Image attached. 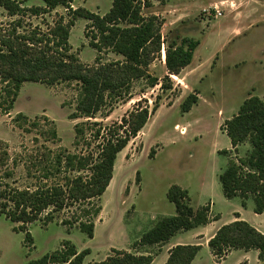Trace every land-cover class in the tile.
I'll use <instances>...</instances> for the list:
<instances>
[{
    "label": "rangeland",
    "instance_id": "obj_1",
    "mask_svg": "<svg viewBox=\"0 0 264 264\" xmlns=\"http://www.w3.org/2000/svg\"><path fill=\"white\" fill-rule=\"evenodd\" d=\"M112 1L74 0L70 8L103 16L110 10ZM137 1L144 17L157 19L160 51L149 56L148 66L142 69L156 78L158 84L151 87L146 77L134 79V70L115 67L111 70L114 79L130 80L131 87L126 96L101 110L91 121L110 127L120 124L123 117L128 118L137 108H147L150 113L156 105V111L149 116L142 133L117 155L112 180L102 197L94 201L101 211L94 220L93 238L88 239L77 227L69 230L61 225L73 214L82 216L84 209H88L86 204L59 212L46 226L40 222L27 225L32 240L30 247L25 242V233L18 230L20 224L0 217V264H31L60 250L66 241L78 252L89 250L82 264L116 257L114 251L153 259L161 244L141 246L137 242L159 219L175 215L174 205L167 200L172 186L185 188L188 204L198 209L205 204L201 199H209L204 196L206 188L203 195L198 191L201 181L206 183L212 196L211 210L221 218L219 224L230 217L228 205L239 202L240 198L225 200L222 195L218 174L228 158L218 152L230 148V141L222 131L226 119L235 116L247 98L264 99V0ZM41 6L39 0L22 5L25 9ZM214 7L221 16L214 17ZM69 17L62 7L36 16L26 10L14 17L0 8V31L15 29L22 35L30 31L48 35L60 18L66 23ZM87 23L79 18L71 27L69 53L83 68L92 69L99 67L95 62L98 54L88 46ZM234 36L239 37L233 39ZM183 37L199 41L193 63L178 77L168 76L166 46ZM99 57V64L122 60L110 52H102ZM167 76L169 80H165ZM78 91L76 82L53 86L23 83L11 113L0 112V152L8 154L0 176L4 171L11 172L12 178L7 182L15 181L17 187L32 189L39 185L41 176L39 168L32 164L40 161L45 164L42 155L86 153L82 143L78 147L73 145L74 125L86 120L69 119ZM189 94L196 95L198 101L189 112L183 113L180 105ZM18 113L27 120H15ZM44 117L53 122L57 139H46L45 132L51 125ZM248 149V143L239 146L236 158H242ZM62 177L60 174L49 183H62ZM246 204L253 206L252 197L247 198ZM260 219L264 230V216ZM199 257L203 264H214L208 247L203 248ZM152 264H160V258ZM248 264L260 263L250 255Z\"/></svg>",
    "mask_w": 264,
    "mask_h": 264
},
{
    "label": "trees",
    "instance_id": "obj_2",
    "mask_svg": "<svg viewBox=\"0 0 264 264\" xmlns=\"http://www.w3.org/2000/svg\"><path fill=\"white\" fill-rule=\"evenodd\" d=\"M33 0H0L2 8L9 17L18 16L29 10L33 15L46 14L62 7L69 12V20L60 18L48 35L30 31L27 35L16 30L0 31V112L9 115L13 110L18 92L23 83H41L53 86L64 82H76L79 91L74 112L70 120L83 119L74 125V147L80 143L86 153H59L55 156L42 155L45 164L36 162L41 172L40 183L32 189L17 187L16 182H7L12 173L4 171L0 176V217L11 223L20 224L18 230L25 233L28 247L32 240L27 225L40 222L43 226L55 220V216L70 207L86 204L83 215L73 214L61 225L77 227L88 239L94 235V220L101 208L94 204L108 188L113 175L117 155L131 139L146 125L156 105L149 113L147 108H137L128 118L123 117L120 124L104 127L95 120L96 115L126 96L131 87L130 80L114 79L111 70L125 67L134 70V79L146 77L149 86L154 87L158 80L146 75L142 68L149 64V56L160 51V34L156 17H144L141 4L137 0H113L110 10L103 16L85 9L71 10L74 0H39L41 7L25 9L23 3ZM88 23L85 27L88 46L98 54L95 58L97 68H83L70 54L68 43L70 29L77 19ZM177 40V39H176ZM167 44L165 67L168 76H178L192 59L198 40L183 37ZM110 52L121 57V61L99 64L100 54ZM165 80H169V77ZM196 95L189 94L181 103V112H189L197 103ZM15 120H27L21 113ZM51 125L45 132L47 140L57 139ZM223 130L230 141L231 150L219 151L218 155L228 158L221 168L218 181L224 199L240 198L242 206L252 197L253 212H264V99L252 96L240 105L238 112L223 123ZM248 143L249 149L242 158H236L238 147ZM235 155V159L232 158ZM8 154L0 152V172L5 168ZM14 165H16L14 163ZM82 173H88L83 176ZM62 174V183H49ZM138 181V173L136 174ZM167 200L175 207V215L159 219L152 229L142 234L137 245L154 246L166 243L176 233L190 231L209 222V207L193 209L188 204L187 191L172 186L167 192ZM215 217L213 220H217ZM212 255L222 259L232 250H256L258 259L264 262V234L248 223L238 220L222 226L208 241ZM199 250L198 246H176L165 264H190ZM116 257H108L102 262L91 264H151V256H135L114 251ZM89 250L78 252L69 241L61 244V249L46 254L31 264H82Z\"/></svg>",
    "mask_w": 264,
    "mask_h": 264
},
{
    "label": "crops",
    "instance_id": "obj_3",
    "mask_svg": "<svg viewBox=\"0 0 264 264\" xmlns=\"http://www.w3.org/2000/svg\"><path fill=\"white\" fill-rule=\"evenodd\" d=\"M263 24H264V22H263ZM255 27H258V25H255ZM238 37L234 36L233 39H236ZM194 57H195V54H193V59H192L191 63L187 67H185L183 70H181L180 74H182L184 72V70H186L187 68H189L192 65ZM175 77H178V76H175ZM226 120H229V119H226ZM142 131H143V129L138 134L142 133ZM222 131L225 133L223 128H222ZM228 150H231V145H230V148ZM228 150H226V151H228ZM227 161H228V159H227ZM227 161H226V164H227ZM220 170H221V168H220ZM219 173H220V171H219ZM180 188H182V187H180ZM205 188L207 190L206 194H204V192H203V190ZM182 189L186 190L185 188H182ZM198 191L200 192L201 195L204 194V196L209 198V199H201L203 202H205V204L203 206L209 207V213H208L209 219H210L209 222L206 225L195 228L193 230H190L189 232L188 231H181V232L176 233L166 243L161 244V247H159L160 252L158 253V255H156L153 258L151 264L155 261L156 258L157 259L160 258V264H165L166 261L168 260L170 251L173 248H175L176 246H198L199 250H198L196 256L193 258V260L191 261L190 264H203V261L200 259L199 254L201 253L203 248L208 247V241L216 234V232L222 226L228 225V224L235 222V221H238V220H241V221L248 223L255 230H257L261 234H264L262 222L260 219V218H262V216H264V212L262 214H255L253 212L254 204H253V206H250V205L246 204V201H244V207H243L242 206L243 201L241 199H239L238 203H235L232 205L227 204L228 208H229L228 211H229L230 217L228 218V220L226 222H221L222 224H219L221 221V218H220L219 214H214L213 211L211 210V198H212V196L210 194H208V192L210 190L207 189L206 183L201 181L200 189H198ZM206 201H208L209 204H206ZM215 217H218V219L213 220ZM208 249H209V247H208ZM209 251H210V249H209ZM250 255H254L260 264H264V262L259 261L258 251H256V250H249V251L232 250V251H229L220 260H216V258L212 255V253L210 251V258H211V260L214 261V264H228L229 261H231V264H243V263L248 264Z\"/></svg>",
    "mask_w": 264,
    "mask_h": 264
},
{
    "label": "built area",
    "instance_id": "obj_4",
    "mask_svg": "<svg viewBox=\"0 0 264 264\" xmlns=\"http://www.w3.org/2000/svg\"><path fill=\"white\" fill-rule=\"evenodd\" d=\"M212 12H214V17L216 18V17H219V16H221V12L220 11H218V9H216L215 7H214V9H212ZM208 14H209V12H208ZM209 17L211 16L212 17V15H208Z\"/></svg>",
    "mask_w": 264,
    "mask_h": 264
}]
</instances>
